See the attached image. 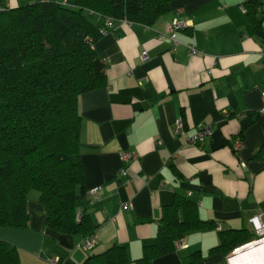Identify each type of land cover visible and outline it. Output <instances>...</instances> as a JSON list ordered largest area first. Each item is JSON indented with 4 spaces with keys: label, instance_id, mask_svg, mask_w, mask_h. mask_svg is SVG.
Listing matches in <instances>:
<instances>
[{
    "label": "crops",
    "instance_id": "0c3cea01",
    "mask_svg": "<svg viewBox=\"0 0 264 264\" xmlns=\"http://www.w3.org/2000/svg\"><path fill=\"white\" fill-rule=\"evenodd\" d=\"M248 1L176 0L150 25L95 14L103 34L94 48L106 84L78 98L84 184L76 203L78 214H90L95 241L85 250L80 234L46 227L45 206L33 189L28 226L0 227V240L18 251L16 264H83L113 244L125 247L127 264H136L144 246L156 241L163 207L181 197L210 226L186 232L182 247L151 264H185L194 251L204 264H227L232 251L212 252L220 233L252 232L250 219L264 211V3L250 14ZM174 18L187 23L175 45L165 33ZM179 116L184 133L175 135ZM198 124L211 125L213 133L189 142ZM236 137L243 142L239 151L231 146ZM126 152L137 157L123 163Z\"/></svg>",
    "mask_w": 264,
    "mask_h": 264
},
{
    "label": "trees",
    "instance_id": "16d2710c",
    "mask_svg": "<svg viewBox=\"0 0 264 264\" xmlns=\"http://www.w3.org/2000/svg\"><path fill=\"white\" fill-rule=\"evenodd\" d=\"M27 1L0 4V227L28 226L26 200L35 189L46 227L88 237L96 226L89 213L76 209L84 184L78 98L106 84L104 62L94 48L103 33L89 15L150 25L176 0ZM262 3L248 1L245 12L253 14ZM209 226L195 203L176 199L163 207L156 241L144 246L136 264H151L186 232ZM253 238L247 229L222 231L212 252L227 254ZM17 262L16 247L0 240V264ZM128 262L125 247L113 244L83 264ZM185 264H204L201 253L189 254Z\"/></svg>",
    "mask_w": 264,
    "mask_h": 264
},
{
    "label": "built area",
    "instance_id": "2783aa9c",
    "mask_svg": "<svg viewBox=\"0 0 264 264\" xmlns=\"http://www.w3.org/2000/svg\"><path fill=\"white\" fill-rule=\"evenodd\" d=\"M66 0H62V3H65ZM187 25L186 21L184 20H180L178 18H174L167 26H166V35L167 37L171 40L172 44L175 45L177 43L176 40V33L179 29L184 28ZM103 33V31H102ZM160 38V36H159ZM190 51L192 53L195 52L193 47H190ZM141 58L143 60H145L147 58L146 52H142L141 53ZM184 119L182 116H179L174 123V126L172 128V131L175 135H180L184 133ZM213 133V127L209 124H198L195 126V131L193 133V135L189 138V142L192 143H202L204 141V139L210 135H212ZM232 148L234 151H239L242 147H243V142L240 138H234L232 140ZM137 155L134 152H126V153H121L120 154V160L125 163L128 162V160L132 159V158H136ZM121 173L123 175H125L127 173V171L125 169H123L121 171ZM98 192V188H92L91 190H89V193L93 196H96ZM125 206V204L123 205ZM79 218V215L77 216ZM250 222L252 224V232L254 234V238L246 243L243 244L241 246H238L236 248H234L230 254V256H228L227 258V264H232L231 263V259L233 257H235L242 248L248 246V245H259L264 243V211H260L259 214H257L256 216H253L250 219ZM217 229H220V226L217 225ZM94 236H88L85 237L82 241H81V246L87 250L90 249L93 244H94ZM175 247L180 248L182 247L181 241L177 240L174 244ZM51 261L56 262L58 261V257H51L50 258Z\"/></svg>",
    "mask_w": 264,
    "mask_h": 264
},
{
    "label": "bare ground",
    "instance_id": "6f19581e",
    "mask_svg": "<svg viewBox=\"0 0 264 264\" xmlns=\"http://www.w3.org/2000/svg\"><path fill=\"white\" fill-rule=\"evenodd\" d=\"M231 259L232 264H264V243L248 245Z\"/></svg>",
    "mask_w": 264,
    "mask_h": 264
},
{
    "label": "rangeland",
    "instance_id": "374dc122",
    "mask_svg": "<svg viewBox=\"0 0 264 264\" xmlns=\"http://www.w3.org/2000/svg\"><path fill=\"white\" fill-rule=\"evenodd\" d=\"M21 2L22 3H28V1L27 0H21ZM23 5V4H22ZM5 6V5H4ZM5 7H8V6H5ZM96 15L95 14H91V15H89V18L91 19V20H93V18L95 17Z\"/></svg>",
    "mask_w": 264,
    "mask_h": 264
}]
</instances>
